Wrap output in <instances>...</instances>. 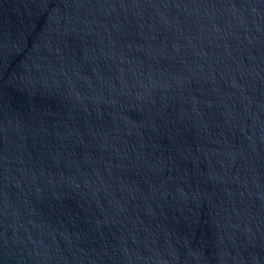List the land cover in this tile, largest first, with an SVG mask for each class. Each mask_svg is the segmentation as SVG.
I'll use <instances>...</instances> for the list:
<instances>
[{"label": "water", "instance_id": "1", "mask_svg": "<svg viewBox=\"0 0 264 264\" xmlns=\"http://www.w3.org/2000/svg\"><path fill=\"white\" fill-rule=\"evenodd\" d=\"M0 264H264V0H0Z\"/></svg>", "mask_w": 264, "mask_h": 264}]
</instances>
